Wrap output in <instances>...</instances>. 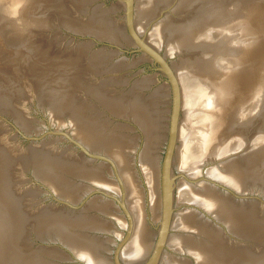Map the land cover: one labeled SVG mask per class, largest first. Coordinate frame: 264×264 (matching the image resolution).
Listing matches in <instances>:
<instances>
[{"label": "water", "instance_id": "1", "mask_svg": "<svg viewBox=\"0 0 264 264\" xmlns=\"http://www.w3.org/2000/svg\"><path fill=\"white\" fill-rule=\"evenodd\" d=\"M0 264H264V0H0Z\"/></svg>", "mask_w": 264, "mask_h": 264}]
</instances>
